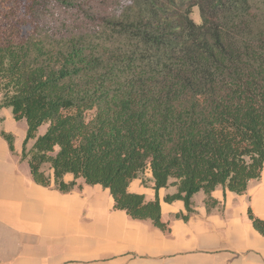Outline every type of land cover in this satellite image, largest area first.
<instances>
[{"label": "trees", "instance_id": "obj_1", "mask_svg": "<svg viewBox=\"0 0 264 264\" xmlns=\"http://www.w3.org/2000/svg\"><path fill=\"white\" fill-rule=\"evenodd\" d=\"M4 2L0 108L27 121L21 159L36 183L67 193L83 178L166 229L160 188L176 186L166 201L191 212L197 192L211 207L218 186L242 194L261 177L264 0ZM147 172L152 200L129 188Z\"/></svg>", "mask_w": 264, "mask_h": 264}, {"label": "crops", "instance_id": "obj_2", "mask_svg": "<svg viewBox=\"0 0 264 264\" xmlns=\"http://www.w3.org/2000/svg\"><path fill=\"white\" fill-rule=\"evenodd\" d=\"M14 119L11 108H0L3 161L17 151L14 130L4 126ZM3 129L14 135L15 151ZM145 179H134L129 188L152 200L156 189L151 172ZM106 190L107 195L86 188L67 192L69 197H0V264H264V234L249 214L264 219V169L242 194L218 186L212 193L217 203L211 207L206 193L197 192L191 212L183 200L166 201L176 186L160 188L166 229L115 208Z\"/></svg>", "mask_w": 264, "mask_h": 264}, {"label": "rangeland", "instance_id": "obj_3", "mask_svg": "<svg viewBox=\"0 0 264 264\" xmlns=\"http://www.w3.org/2000/svg\"><path fill=\"white\" fill-rule=\"evenodd\" d=\"M4 0H0V11L6 7ZM192 17L196 22L201 21L200 10L198 7H195L192 12ZM28 129V125L25 119L22 121L14 119L13 121H4V126L6 128H12L16 134L17 140V151L11 153V156L3 161L0 160V197H69V193H63L56 189L55 187H44L36 184L30 173L29 165L27 161H21V148L23 144V134ZM47 129V124L42 125L39 128V133H44ZM4 130V129H3ZM33 140H30L28 143V148L31 147ZM47 173L50 175L53 174L52 170L48 165L45 166ZM146 181V173L142 176ZM141 177V178H142ZM73 175L66 176L67 181H71ZM86 188H92L93 191H96L100 194H109L108 190L102 186L89 185L85 182L83 178L78 179L77 186L71 190V192L83 193Z\"/></svg>", "mask_w": 264, "mask_h": 264}]
</instances>
